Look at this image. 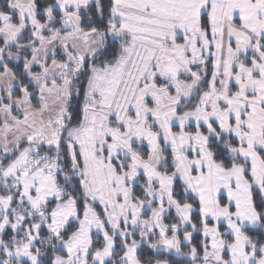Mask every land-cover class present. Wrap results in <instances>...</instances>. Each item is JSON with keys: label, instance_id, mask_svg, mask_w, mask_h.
Returning a JSON list of instances; mask_svg holds the SVG:
<instances>
[{"label": "snow or ice", "instance_id": "obj_1", "mask_svg": "<svg viewBox=\"0 0 264 264\" xmlns=\"http://www.w3.org/2000/svg\"><path fill=\"white\" fill-rule=\"evenodd\" d=\"M0 264H264V0H0Z\"/></svg>", "mask_w": 264, "mask_h": 264}]
</instances>
